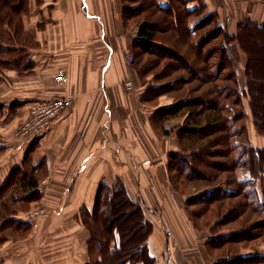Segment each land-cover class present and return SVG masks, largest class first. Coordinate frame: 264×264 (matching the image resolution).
I'll return each mask as SVG.
<instances>
[{
    "label": "crops",
    "instance_id": "0c3cea01",
    "mask_svg": "<svg viewBox=\"0 0 264 264\" xmlns=\"http://www.w3.org/2000/svg\"><path fill=\"white\" fill-rule=\"evenodd\" d=\"M157 1L160 5L166 6H173V3L183 5L194 11L193 15L197 11L196 6L199 5L197 0H179L181 5L175 0L174 2L173 0ZM202 1L206 4V15L212 14L216 7H220L218 10L221 9L216 0ZM125 2L126 0H32L30 6L38 5L40 9L43 6H51L55 8L54 11H62L63 16L58 18L59 20L55 17L44 19L39 14L40 9L38 13L32 10L33 14L26 16L23 21L24 31H30V35L27 33L30 41L29 38H24L17 42L15 37L14 44L0 42V68L5 67L0 71H15L13 76L12 73L9 74L11 83H8L7 90L3 91L6 85H0V196L4 198L16 192L18 184L15 178L19 174L11 178L13 172L24 173L25 170H35L38 173L39 169L47 168L48 176L44 180V187L40 185L39 174H35V177L41 189V203L47 207L52 206L48 213H56L44 218L41 224L35 225L30 222L31 233L26 235L23 241L9 240L1 245L0 264H88L90 261L86 244L89 230L83 221L77 223L71 220V216L67 213L75 214L82 207H86L87 210L94 208L97 190L91 191L86 186L87 167L103 165L109 167L105 163L106 160H111L112 167L114 163L113 156L109 159L106 155L101 157L104 154L100 153L96 156L100 157L99 159H92L90 155L93 154H86L85 151H114V148H118L119 136L125 134L127 125H130L128 122L131 120L133 110L137 111L138 108L145 107L143 104L145 93L128 91L124 87V81L121 80L122 72L128 71L127 55L130 53L129 55L133 56L132 42L142 40L138 34L139 28L125 29L131 24L129 20L131 17L125 14ZM230 2V5H236ZM222 18L225 20L224 15ZM45 24L44 29L47 30L48 36L47 43L45 42L46 49L43 44L45 40L41 42L39 30L40 26ZM189 28H192V24H189ZM194 32L191 33L193 37L196 35ZM60 34L63 35L61 44L58 41ZM104 45L106 49L112 47L113 56L110 62L103 54ZM181 47L187 49L189 43H182ZM10 54L16 56V61L2 58L3 55ZM61 62L67 69L69 83L57 90L56 68ZM242 66L239 64L240 69ZM241 79L245 82L243 86L241 85L244 89L247 83L245 74L241 75ZM40 85L43 88H40ZM121 93L127 95V99L121 98ZM57 95L70 96L71 106L59 118L54 119L41 134L20 136L18 127L30 115L32 104ZM172 100L165 102L163 107L170 106ZM106 102L113 106L114 116L110 123L111 127L110 121L106 123L109 127L104 124L107 119L103 112ZM157 110L155 108L152 114L148 111V116L142 112L143 128L149 135L153 130L148 126L151 125V121H157ZM167 122L169 120L164 123V128ZM101 127H104L103 131L99 130ZM173 127L175 130L178 129L176 125ZM159 128L161 130L160 126ZM171 133L178 144L172 145L173 152L180 146L176 131L169 130V134ZM102 134L106 143H102ZM162 134L166 135L163 132ZM97 135H100L98 140L94 137ZM105 145L111 148L104 149ZM164 149H167L166 146L161 148ZM63 168L71 176L70 181H74L73 187L64 188L60 185L61 180L56 174ZM162 169L167 173L165 160ZM109 177L114 178L112 173ZM101 181L109 180L98 177L96 184ZM64 199H67V203L64 212L60 214L58 209L61 211L62 208H56V205ZM168 222L169 225L166 226L157 225L153 235L149 236L148 243L155 255L156 264H214L207 253L206 238L193 232L191 236L187 226L181 222L177 223L175 217ZM14 226L15 229L20 230L30 229H25L26 226L21 224L18 225L20 227ZM164 229H168V232L172 231L175 240L174 244H169V250H165L166 241L162 240L158 233L159 230L163 233ZM50 234L55 235L49 238ZM185 235L190 238L184 237ZM173 248L175 250H172Z\"/></svg>",
    "mask_w": 264,
    "mask_h": 264
},
{
    "label": "trees",
    "instance_id": "16d2710c",
    "mask_svg": "<svg viewBox=\"0 0 264 264\" xmlns=\"http://www.w3.org/2000/svg\"><path fill=\"white\" fill-rule=\"evenodd\" d=\"M10 1L12 0L0 1V14H3V9L7 7H10L8 10H14ZM134 1L140 2L141 0H126L125 2L127 17H133L131 5ZM176 1L180 4L181 0ZM141 5H144L149 13L156 11L163 13V15L159 13L161 16L154 22H140L138 34L142 40L138 41H141L140 45L145 47L143 51H147V43L156 42L158 36L166 35V32H169V36L175 39L173 41L176 42L173 44L176 46L179 41L186 44L192 43L194 47L195 58L191 61L179 50L169 46L171 49L166 54L171 60L165 63L163 69L161 68L162 70L155 77L158 82L159 79L169 76V81L163 82V85L158 84L151 95L152 98L154 95H160L161 92H173L190 82H193L196 87L195 91L192 93L190 91L186 97L177 98L176 106L159 108L156 112L157 121L153 120L154 123L159 124L163 133H168V130L163 127L164 121L169 119L166 117L176 115L178 109H187L185 111L189 113L186 122L177 126L178 131L176 132L179 141L183 142V150L172 152L170 156L173 162H167L170 171L178 173V176L171 174L172 182L177 186L175 179L181 176L184 179L179 182L180 185L194 186L202 192L201 198L203 199H199L201 203L198 205L197 202L194 205H197L201 215H206L205 220L207 221L216 214V225L214 227L211 225V227L231 226L235 228L229 233H221L208 241L211 252L215 248L221 249L222 254L226 251L231 253L218 260L217 264H264V253L257 251L241 254L239 252L243 248L242 245H251L254 241L264 238V148L251 146L246 124H240L245 116L249 117L250 114L244 102L245 97L248 96L254 123L258 131L264 134V71L259 72L257 60H251L249 55L246 66V87L242 92L239 91L237 70L240 64L238 58L240 53L237 55V50L244 48L241 40L243 33L241 37L239 36L240 45L234 42L230 44L233 38L229 40L230 37L226 32L224 38L227 39L229 45L224 44L223 40L213 44L211 40L217 38L218 35L212 31L204 33L203 36L200 35L199 39L195 40L194 37L197 34L194 37L188 34L185 36L186 29L189 30L190 15L194 12L191 9L174 3L173 6L160 5L157 0H144ZM153 6L156 7V11L151 10ZM213 19L214 16L210 14L206 15L202 21L212 23ZM247 27L246 23L243 29ZM254 30L264 33V27L260 25H255ZM247 31L248 29L244 32ZM244 39L243 37V41ZM207 44L208 47H205ZM244 50L246 51L245 48ZM185 51L182 52L185 53ZM162 53L159 50L156 55ZM216 53L219 54V62L215 65ZM197 58L198 61H202L204 67H196L193 64L197 62ZM217 65L218 68H215ZM176 72L178 74L174 75ZM205 85L211 86L202 94L201 91ZM157 89H161L160 92L157 93ZM188 143L191 145L188 146ZM239 169L246 172L245 178L238 177L237 170ZM17 174L19 176H16ZM14 176H16L18 187L21 186L22 189L30 191L28 198L37 193L38 180L34 171L13 172L11 178ZM225 185L229 190L225 191ZM233 185L237 187V190L230 187ZM104 187V184L98 187L94 208L91 211L84 210L85 216H88L86 226L91 233L88 241L90 255L88 264H136L140 262L148 264L153 259L148 255L147 243L148 233L152 227L150 228L144 222L141 206L126 194L122 183L117 185L116 189H110L106 185L108 192L103 191ZM229 199L231 202L228 201ZM0 203L2 207L0 221L2 223L14 222L16 226L22 225L18 221L15 222L8 213L9 201L3 200L0 196ZM216 203L220 204L219 208ZM204 204L206 206H203ZM213 204H215V210ZM126 207L129 210L124 212L123 217L113 218L118 210ZM193 215L198 216L195 213ZM127 221L130 223L133 221L132 227H128ZM1 222L0 226H2ZM127 230H130V235L132 234L129 237H126ZM233 247L238 250L234 254Z\"/></svg>",
    "mask_w": 264,
    "mask_h": 264
},
{
    "label": "rangeland",
    "instance_id": "374dc122",
    "mask_svg": "<svg viewBox=\"0 0 264 264\" xmlns=\"http://www.w3.org/2000/svg\"><path fill=\"white\" fill-rule=\"evenodd\" d=\"M31 1L30 0H12L10 2L11 4H13L12 9L14 10H8L10 7L3 9L4 11L2 12H5L4 13L5 15L0 16V42L3 41L4 44L11 45V43L14 44L13 38L15 37L17 38V42L18 40H23L24 38L25 39L29 38L28 40L30 41V36H29L30 31H27V30H25L26 32L24 31L25 27H24L23 21L26 16L33 14L32 10L33 11L36 10V12L38 13L39 11L38 9H40L38 8V5H35L34 7L30 6L29 4ZM142 1L144 0H141L140 2L134 1V4L130 2V4H132L131 9H132L133 17L129 19L131 20L130 26L125 27V29L130 28L129 30H134V29L136 30L139 28L140 22L150 21L151 23V22L158 20L159 17L163 15L162 12L156 11V7L154 6L151 8V10L155 9L156 12L149 13V11L146 10L145 6L141 5ZM197 1L199 3V5L196 6L197 11L194 15H190L189 24H192V28H189V30L186 29L187 32H185L186 33L185 36L187 34L191 35L192 31H195L194 33H196L197 36L194 35L196 36L194 37V39L198 40L200 35L203 36L204 33H208L212 31L218 35L217 38L215 39L213 38L211 40L213 44L219 43L221 40H223L224 44L229 45V42L227 41V39L224 38L225 32L230 37L229 40H232L231 38H233V41H230V44H232V42H234V44H239V39L241 37L240 35L243 33L241 40L243 42L244 48L246 49L248 53L244 50V48H240L238 51L237 48L234 46V48L237 50V55L240 53L238 56V58L240 59L239 61L240 66L241 65L245 67L247 66L248 56L250 55L251 60H255V61L257 60V68L259 72H263L264 71V33L260 31H256L257 28H255L256 30H254V26L260 25L264 27V0H216L217 2H219L221 9L218 10L220 7H216L214 11L212 12V15L214 16L212 23H207V22L202 21V19L206 16V8H205L206 4L202 0H197ZM230 1H232L236 5L234 6L230 5L231 4ZM163 2H166V1L163 0ZM42 3L43 2H41V5ZM43 8L40 9L39 14L44 19L45 17H47L48 19L55 17L57 20H59L58 18H61L63 16L62 11L61 12L60 10L54 11L55 9L54 7L43 6ZM223 15L225 16V20H223L222 18ZM194 16H195V19H194ZM246 23L248 25L247 27L248 31L244 32L247 30L246 28L243 29ZM45 27H46V24L43 26H40L39 28L40 33H41V42L42 40H45L44 43L42 42L44 45H45V42L47 43L46 37H48L47 30L44 29ZM6 28H8V31H6ZM164 35L158 36L156 42L152 44L147 43V48H148L147 51H143L145 47L143 45H140L141 41L135 40V42H132L134 43V46L131 52L134 57L130 55L133 57V59H130L129 57L130 53H129L127 55V58H128L127 60L129 64L126 65V67L128 68V71L130 72L128 73V71L127 72L123 71L121 80L124 81V85H125L124 87L128 91L133 92L136 90V92H138L139 94L145 93V100H144L145 103H143L145 107H143L142 109L138 108L139 110L137 111L133 110V114L130 116L131 120L128 122L130 125L129 126L127 125L128 133L125 130L124 132L125 134L119 136V140H118L119 144L117 145L118 148H114V151H111V150H109L108 152H105L103 150H100V152L90 151V150L85 151L86 154H89V153L93 154V155L89 154L90 156H92V159L93 158L99 159L100 157H96V156L100 153L104 154L101 157L106 155L107 158L109 157V159L111 156H113V163H114L112 167L111 162H110L111 160H106L105 163L109 167H106L104 165L97 166V167H94V166L87 167V169L85 170L87 171V176H88L87 177L88 183L86 186L88 187V189H91V191L94 190L95 192L96 190L98 191V187L101 184H104L105 187L103 188L104 189L103 191L108 192L106 191L107 190L106 185L109 186L110 189L111 188L116 189L117 185L122 183L125 188L126 194L131 199L135 200V202L138 203V205L141 206L140 208L143 213L144 222L147 223L150 226V228L152 227V230H150L148 233L147 243H148L150 234L153 235V232L155 231V227L157 225H160V224H164L165 226L166 224L169 225L168 220L175 217L177 223L181 222L182 224L187 226V230L191 234V236H192L191 232H193L194 234L207 239L206 240L207 253L213 259V263L217 264L218 260L226 257L230 252L226 251L224 254H222L221 249H215V248H214V251L211 252L212 250H210L209 248L208 241L213 237L219 236L221 233H224V232L229 233L235 230V228L231 226H217V227L215 226V228H213L214 225H216V222H215L216 214H215V217L214 215L211 214L212 217H210L209 220L207 221L205 220L206 215L204 214H203L204 216L201 215L202 213L201 211H198L199 209L198 207H196L197 205H194L197 202H198V205L199 203H201L199 199L202 197L201 196L202 192L197 190V188H194V186L187 187L185 185H180L179 182L183 181L182 179H184L181 176L175 179L178 183V185L175 186L174 183L172 182L171 174L174 176L175 175L178 176V173L176 171L171 172L169 167H167V173L163 172V169H162L164 160L166 162V165H167V162H171V161L173 162L172 157L170 156V154L172 153L171 147L172 145H178L177 140L175 139L174 135L172 133L169 134V130L173 132L175 131L177 132L178 129L175 130L173 126L174 125L179 126L180 124H183L186 122L187 117L189 115L188 111H185L187 109H184V110L178 109L177 114L176 115L174 114L175 116L170 115L169 117H166V118H169L168 119L169 122H167L168 124H166V127L164 129L168 130V134L165 133L166 135L164 136L157 122L153 123V121H151L150 123L151 125L148 126V127H151V129L153 130V133L151 135L146 133V131L143 128L144 115L142 112H145L148 116V111H150V114H152L155 108L159 109L165 106V102L169 101L170 99H173L172 102L170 101L171 102L170 106H176L178 104L177 98L186 97V95H188L190 91H191L190 93H192L196 89V87L194 86V83L190 82L187 85H183L181 88L174 90L173 92H168V91L161 92L160 95H156V96L154 95L151 98V95L154 92V89L158 87V84L163 85L164 84L163 82L169 81L170 77L165 76L159 79L158 81L162 83H158L155 80V77L157 73L163 69V66L165 65V63L171 60L167 57V54H166L168 53L169 49H171L170 47H173L179 50L181 53L184 54L185 57L188 58V60L190 59L191 61H193V58H195L194 47L192 43H189V48L184 49L181 47L182 43H180L179 41H178L177 46L173 44L176 41L174 42L173 40L175 39L172 36H169L170 35L169 32H166V35L165 36ZM243 37L245 38L244 41H243ZM9 38H11L12 40L10 41ZM58 41L60 44L61 42H63V35L61 36L60 34V36L58 37ZM27 44L30 45V43H27ZM1 46H4V45H1ZM201 46L202 45L200 44V47ZM104 47L105 48L103 49V54L106 55L107 61L110 62L111 57L113 56L112 47H108L109 49L108 48L106 49L105 45ZM158 47H161V48H158ZM205 47H208V44ZM46 48H47V44L45 45V49ZM159 50H161L163 53L160 55H156V52ZM183 50H186L185 53L182 52ZM177 53L179 52L177 51ZM10 55H3L2 58L13 59L14 61H16L15 59L16 56L15 55L10 56ZM218 55H219L218 53H216L215 55V65L219 62ZM193 64L196 67H201V68L204 67V64L202 63V61H198V58H197V62L196 63L193 62ZM243 66L241 67V69L238 66V70H237V76H238V81H239L238 89L241 92L243 90L242 88L243 83H245L241 79V75L245 74L247 78L246 68L245 67L243 68ZM3 68H0V69H3ZM215 68H218V65ZM61 69L66 71L68 80L64 84L67 85L69 83V76L67 73V69L63 66L62 62L56 68V75L59 73V70ZM11 71H8V70L0 71V85L1 84L6 85V88L3 89V91L7 90V85H9L8 83H11L9 74L12 73V76L15 74V71H12V72ZM176 74L178 73L176 72L174 75ZM128 81L132 82V85H133L132 89H129L126 87V84ZM55 82L57 85V90H59V88L64 86V84H61V83L59 84L57 80ZM209 86L211 85H205L204 89L201 91L202 94L205 92V90ZM40 88H43V86L40 85ZM160 90L161 89H157V93L160 92ZM201 92H199L200 95H201ZM57 96H64V95H57ZM120 96L123 99H127V95L123 93H121ZM245 98L247 100L244 99V102H246V104L248 105V110L250 114H249V117L245 116V118L243 119V121L240 122V124H243V123L246 124L251 146L255 148H264V134H261L258 131V128L256 127L254 123L253 111H252L250 104H248L249 97L247 96ZM33 106H34V103L30 107L31 109L29 113H31ZM103 112H105V115L107 117L106 121L104 122L105 126L107 125L106 124L107 121H110L109 126L111 127L112 124L110 123L112 122V117L114 116L113 106H111L109 102H106L103 107ZM60 116L61 114L55 119L59 118ZM109 126L107 125V127ZM104 127H101L99 130L103 131ZM93 128L97 129L96 127H93ZM43 131L39 132L38 134H41ZM251 134L253 135L251 136ZM99 136L97 135L94 137L96 140H98ZM164 137H166V139ZM102 138H103L102 143H106L107 141L106 142L104 141L105 136L103 134H102ZM178 143L180 147L173 152H178L179 150H183V142L179 141ZM92 145H94V142L92 143ZM109 145L113 146L111 145V143H109ZM190 145L191 144L188 143V146ZM110 146L105 145L103 148L110 149L111 148ZM163 146H166L167 149L161 150ZM125 148L127 149L125 150ZM80 154L81 153H79V155ZM80 169L81 167L79 168V170ZM24 173H28V171L25 170ZM111 173L113 174V177H114L113 179L109 177L111 176ZM35 174H39L40 182H41L40 185L41 187H44L43 186V184L45 185L44 180L48 176L47 168L39 169L38 173H36L34 170V175ZM237 174L240 179H243L247 176L246 172L242 171L241 169L237 170ZM56 175H58V177L60 178L61 180L60 185H62L64 188H69V187L74 186V181L73 182L70 181L71 176L68 175L64 171V168L61 169V171L57 173ZM96 175H98V177L101 179L103 178L109 181H101L99 184H96L97 179H98ZM230 187L233 188L234 190H237V187H235V185L230 186ZM224 189L225 191L229 190L227 186L224 187ZM15 191L16 192L11 193V195H9L8 197L6 196L5 198H3V200L7 199L9 201L10 209L8 210V213H10L11 218L15 222L18 221L22 223V225L26 224L25 229L27 228H30V229L29 230L28 229L27 230L15 229L14 225L16 223L15 224L14 222L2 223L0 221L2 225L0 226V246L9 240L23 241V238L26 235L31 233L30 232L31 227H29L30 226L29 224L31 223L35 225L38 223L41 224L44 218H46L47 216L50 217L56 214L55 212H52L51 214L48 213V210L52 206L47 207L41 203L42 201L41 189L39 186L37 188V193L33 194L32 197H29V198L28 196L30 194L29 193L30 191L22 189L21 186L16 187ZM228 201L231 202V199H229ZM66 203H67V199L66 200L64 199L61 203L56 205V208H60V207L62 208L61 211L58 209V213L62 214L64 212ZM216 204H217V208H219L220 204L219 203H216ZM203 206H206V204H204ZM127 208L128 207H126L123 210H118V212L114 214L113 218L123 217L125 215L124 212H127L129 210V208L128 209ZM215 208H216L215 204H213V209L215 210ZM0 209H2L1 203H0ZM37 209L42 210V212H40V215H39L40 217L34 218L33 220L28 219L27 218L28 214L31 211H35ZM85 209L87 208L82 207L75 214H72V215L71 213H67V214L71 216V220L77 223H80L81 221H83V223L87 225L86 220L88 216H85V211H84ZM193 213L197 214L198 216L193 215ZM132 222L130 223L127 221L128 227L129 226L132 227L133 225ZM195 222L199 226H197ZM211 225L213 227H211ZM136 226L137 228H139L138 224ZM167 230L168 229H164V232H163L164 234L166 233L165 234L166 236H164V234L160 230L158 231L161 239L166 241V244L164 245L166 246L165 250L170 249L169 244L175 243L174 237H172L173 232L172 231L168 232ZM54 235L55 234H50L49 238H52ZM88 235H89L88 237V241H89L91 237L90 230L88 231ZM131 235H130V230H127L126 237H129ZM184 237L190 238V236L188 235H185ZM86 244L88 246V242ZM242 247L243 248L241 249V251H239L241 254L242 253L244 254L253 253L257 251H259L260 253H264V238L254 241L253 244L251 245H242ZM172 250H175V248H173ZM177 250L176 252H178ZM232 251L234 254L238 250L237 248L233 247ZM148 255L153 257V259H151L150 262H148V264H156V258L150 249L149 243H148ZM146 260L148 261V259ZM136 264H142V263L140 262Z\"/></svg>",
    "mask_w": 264,
    "mask_h": 264
},
{
    "label": "built area",
    "instance_id": "2783aa9c",
    "mask_svg": "<svg viewBox=\"0 0 264 264\" xmlns=\"http://www.w3.org/2000/svg\"><path fill=\"white\" fill-rule=\"evenodd\" d=\"M130 59H133L130 56ZM56 80L60 84H64L68 78L66 71L61 69L56 75ZM132 82L128 81L126 87L132 89ZM72 104V98L70 96H54L46 100H40L34 103L31 113L26 120H24L18 127V133L20 136H29L32 134H38L49 126V124L60 114H62ZM42 210L31 211L27 218L34 219L40 217Z\"/></svg>",
    "mask_w": 264,
    "mask_h": 264
},
{
    "label": "bare ground",
    "instance_id": "6f19581e",
    "mask_svg": "<svg viewBox=\"0 0 264 264\" xmlns=\"http://www.w3.org/2000/svg\"><path fill=\"white\" fill-rule=\"evenodd\" d=\"M177 226V225H176ZM154 242V241H153Z\"/></svg>",
    "mask_w": 264,
    "mask_h": 264
}]
</instances>
